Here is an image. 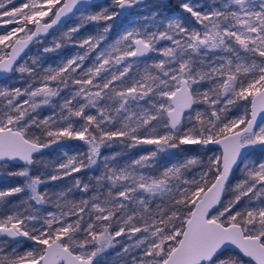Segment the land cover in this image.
Here are the masks:
<instances>
[{
  "label": "snow or ice",
  "instance_id": "obj_1",
  "mask_svg": "<svg viewBox=\"0 0 264 264\" xmlns=\"http://www.w3.org/2000/svg\"><path fill=\"white\" fill-rule=\"evenodd\" d=\"M139 2L112 0L111 11L83 15L64 36L72 41L84 22L112 21ZM90 4L0 0V74L28 77L23 89L0 88V175L23 178L0 190V205L27 192L23 211L0 214V264H98L124 236L139 249L131 264H264V159L246 155L264 151V123L257 124L264 113V0H223L204 12L183 0L179 8L194 19L157 21L154 13L152 30H125L111 42L105 23L73 42L82 51L56 67L39 57L19 63L30 45ZM161 41L168 43L158 47ZM62 46L63 39L43 52ZM44 107L59 112L41 119ZM233 109L239 114L229 116ZM65 140L83 142L86 151L65 152L47 177L31 175L36 154ZM117 144L156 147L126 163L120 152L101 155ZM181 145H217L220 152L155 169L158 153ZM101 162L94 184L76 178L58 193L39 190ZM240 164L243 178L233 184ZM53 201L57 211L42 214ZM19 238L33 243L22 252L8 247ZM229 247L234 254H226Z\"/></svg>",
  "mask_w": 264,
  "mask_h": 264
},
{
  "label": "rangeland",
  "instance_id": "obj_2",
  "mask_svg": "<svg viewBox=\"0 0 264 264\" xmlns=\"http://www.w3.org/2000/svg\"><path fill=\"white\" fill-rule=\"evenodd\" d=\"M183 0H173L167 2H157L152 1L145 4H136L132 8L128 9L123 15L114 18L112 21H99L97 22H84L80 28V31L76 33L72 37V41H69L64 33L70 27H74L77 24H81L82 16L87 14H96L99 13L102 9L108 8L109 11L112 10V0H101L90 4V6L83 12H77L74 16L70 18L69 21L64 23L63 25L57 27L53 31H51L47 36L42 38L41 43L32 44L28 52L24 55L19 63L31 64L32 60L39 57L41 63L44 67H56L57 65L65 62L68 58L76 55L77 52H81L82 50L78 47L73 46V42H79L83 38H87L90 35H95L99 30V27H102L105 23L111 24L112 29L107 34L108 42L114 41L118 36L123 33L125 30H129L132 28L142 29L144 27H148L149 30L155 26L153 23V14L157 13L158 16L156 20H164L167 17L172 16H180L185 20L194 19L191 18L189 13L184 12L179 8L180 3ZM19 3V0H17ZM223 3V0H192V4L199 5V7L194 10L197 11H208L212 7H220ZM199 27V25H196ZM4 29L0 28V32ZM61 39L64 41V46L60 49H56L54 51L44 53V47H53L54 42H58ZM167 41H161L158 47H164L167 45ZM2 54V53H0ZM155 55V54H153ZM150 62V61H149ZM87 63V62H86ZM28 83V79L25 77V74L22 76L19 72L9 73V75L0 81V88H21L26 87ZM67 93H62V95H66ZM199 110L204 111L206 109V105H198L196 106ZM52 107L49 112L46 107L39 109V113L43 114L40 118H44L52 115L54 112L58 113L59 108L55 107L53 110ZM239 114L236 109H233L229 116H234ZM193 121H195V112L192 113ZM264 123V121L262 122ZM66 145V144H65ZM65 145H62L61 142L59 144H53L50 148L44 149L42 154H36L35 159L37 163H34L30 168V174L33 176H43L47 177L51 174L52 170L48 165L50 163L55 166L62 158L63 154L67 152L69 155H74L76 152L86 151V148L83 146V143L80 146H74L64 148ZM155 145H140L134 148H124L119 147L114 152H120L122 155L119 160L121 163H126L129 160H133L139 158L142 155L148 154L151 150L155 149ZM209 149L212 151L210 152ZM110 150V148H109ZM104 151L102 156L110 155L113 153V149L110 151ZM220 150L215 148L212 145L207 147H203L201 145H181L177 149H170L166 152L158 153V156L155 161V169L162 170L165 166L183 162L186 158L197 157L199 159L207 161V157L212 155L213 153L219 154ZM249 161H259L264 159V151H262L259 147L252 149L251 152L247 155ZM22 164H15L14 167H20ZM243 168V164H240L239 168H237L232 177V183H237L240 179L243 178V172L241 169ZM103 170L102 162L99 166H92V168L84 169L79 173H74L71 177H65L56 181H49L46 184H42L40 186V191H47L50 194L58 193L63 191L64 189L71 187L76 178H79L84 183L94 184L95 181L92 179L95 176L100 175ZM199 170L198 166H194L187 175L190 177L194 175ZM23 184V178L21 177H9L6 174L0 175V190H8L17 185ZM76 198L80 197L78 192H73ZM27 192L21 193L18 195H14L6 198V203L0 205V214H4L10 211H14L19 209L23 211V208L20 207L21 202L26 199ZM228 197H225V202H227ZM42 214H46L48 211H57L55 207V202L49 203L42 208ZM140 234H137L139 236ZM19 245L9 242L8 247H17L19 251H25L32 245L33 242L28 241L27 239H19ZM117 240L119 243L115 244L113 247L107 248L100 255L96 257V261L98 264H131L132 257L139 255V249L135 248L133 245L135 244V240H129L127 236L118 237ZM128 247L129 251L125 253L123 251L124 248ZM7 250V249H6ZM229 255L234 254L232 252L227 253Z\"/></svg>",
  "mask_w": 264,
  "mask_h": 264
},
{
  "label": "water",
  "instance_id": "obj_3",
  "mask_svg": "<svg viewBox=\"0 0 264 264\" xmlns=\"http://www.w3.org/2000/svg\"><path fill=\"white\" fill-rule=\"evenodd\" d=\"M98 1H101V0H91V4H93V3H95V2H98ZM143 0H140V2L139 3H141ZM128 10V9H127ZM126 10V11H127ZM125 11V12H126ZM124 12V13H125ZM72 17V16H71ZM70 20V18H65V21H64V23H66L67 21H69ZM63 23V24H64ZM62 24V25H63ZM59 26H61V25H58V26H54V29H56L57 27H59ZM54 29H51V30H49V33L51 32V31H53ZM48 34H45L44 36H47ZM43 36V37H44ZM30 47H31V45L29 46V49H30ZM29 49H26L25 50V53H22L21 54V59L24 57V55L28 52V50ZM21 59L19 60V62L21 61ZM9 75V73H2V74H0V81L2 80V79H4V78H6L7 76ZM264 121V113H261L260 115H258V117H257V124L259 125V124H261L262 122ZM212 146H214L215 148H218L219 150H220V148H219V146H217V145H212ZM251 150L252 149H250L247 153H246V155H248L250 152H251ZM16 164H22V162H17ZM19 239H21V238H19ZM228 249H231V250H233V251H236L234 248H232V247H229Z\"/></svg>",
  "mask_w": 264,
  "mask_h": 264
},
{
  "label": "trees",
  "instance_id": "obj_4",
  "mask_svg": "<svg viewBox=\"0 0 264 264\" xmlns=\"http://www.w3.org/2000/svg\"><path fill=\"white\" fill-rule=\"evenodd\" d=\"M25 77L28 79V77H27V74H25ZM58 102V101H57ZM52 107H46V109H51ZM53 110H55V107H54V109ZM49 112H50V110H49ZM41 115H43V114H40V116ZM83 142H81V141H78V140H65V141H61V144L62 145H65L64 146V148L66 147L67 149H69L68 147H71L72 145H70V144H73L74 146H80L81 144H82ZM119 147H122V146H120V145H115L114 147H112V148H110V150L111 149H113V152L117 149V148H119ZM107 150H109V148H102V150H101V155L103 154V152L104 151H107ZM109 150V151H110ZM49 167H51L50 169L52 170V168L54 167L53 166V164L52 163H50L49 165H48Z\"/></svg>",
  "mask_w": 264,
  "mask_h": 264
},
{
  "label": "flooded vegetation",
  "instance_id": "obj_5",
  "mask_svg": "<svg viewBox=\"0 0 264 264\" xmlns=\"http://www.w3.org/2000/svg\"><path fill=\"white\" fill-rule=\"evenodd\" d=\"M152 1H157V2H167V1H173V0H143L141 3H138V4H145V3H148V2H152ZM176 1H179V0H176ZM235 170H236V169H235ZM235 170H234V171H235ZM21 239L26 240V238H21ZM230 252L234 253L235 251H233V250H231V249H226V254H227V253H230ZM245 259H247V258H245Z\"/></svg>",
  "mask_w": 264,
  "mask_h": 264
}]
</instances>
